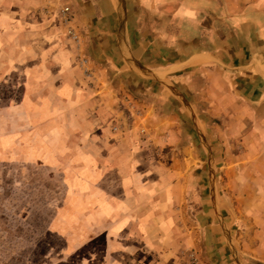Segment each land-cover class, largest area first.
Returning <instances> with one entry per match:
<instances>
[{
	"label": "crops",
	"instance_id": "1",
	"mask_svg": "<svg viewBox=\"0 0 264 264\" xmlns=\"http://www.w3.org/2000/svg\"><path fill=\"white\" fill-rule=\"evenodd\" d=\"M247 1L234 0L221 25L220 0H59L70 7L84 47L66 38L59 13L54 24L47 21L56 68L37 69L34 85H20L22 93L37 94L8 103L7 124L0 121V163L19 165L20 172L50 166L61 175L64 195L49 235L80 250L94 222L82 217L88 214L102 227H116L103 230L108 239L100 237L109 251L141 252L139 260L159 250L169 264H185L186 258L175 261L180 251L198 250L188 231L204 227L203 205L187 228V195L197 189L190 178L202 170L198 157L208 140L206 153L231 190L230 221L243 237V252L264 261V245L253 243L264 235V212L254 206L264 204V34L245 13ZM16 5L7 0V13ZM203 22L210 26L203 29ZM81 54L95 84H86L76 66ZM131 61L165 84L142 77ZM125 75L136 82L109 80ZM126 91L144 97L129 99ZM80 112L84 117L77 118ZM82 125L86 142L77 148L72 141ZM159 242L164 249L155 247ZM205 250L213 261L214 252L223 255L214 245Z\"/></svg>",
	"mask_w": 264,
	"mask_h": 264
},
{
	"label": "rangeland",
	"instance_id": "2",
	"mask_svg": "<svg viewBox=\"0 0 264 264\" xmlns=\"http://www.w3.org/2000/svg\"><path fill=\"white\" fill-rule=\"evenodd\" d=\"M233 1L234 0H220L221 25L227 23V20H225L224 17L231 12H229V7ZM11 2H14L17 5L13 7V10L10 13H7V0H0V121L6 124L8 103L19 105L24 98L34 97L37 94V92H32L31 94L22 93L20 85L25 84L27 80L30 81V84L34 85L37 79L35 76L37 69H41L40 72H42L48 70V68H56L53 66L54 62L51 53L48 52L49 47L51 46L50 42L53 40V38L50 40V37H54L55 32L50 28V25L46 26L45 23L48 21L49 23L54 24V19L57 18V14L63 7V4H61L59 0H11ZM59 4L60 7L55 6ZM244 6H246L245 13L250 15L256 28L258 27L259 33L264 34V0L247 1ZM20 9L22 10L20 11ZM208 26H210L209 23L203 22V29ZM57 30L59 31V29ZM50 31H52L53 34H51ZM57 36L59 38L58 42L64 45V48H67V44L63 43L61 40L63 34H56V37ZM74 46L76 49L84 47L81 46V42L78 47L75 44ZM78 60L79 61H76V66L82 73H84L85 83L91 85L95 84V77L93 75H87L88 73L92 74V71L84 54H81V57H78ZM25 73H32V75H28L29 79H25ZM120 79H122L121 76L120 78L119 76L109 77L111 83L133 84V82H136L132 80L129 75H125L122 80ZM140 82L147 83L146 80H140ZM126 92L129 94V99H136L137 96L140 97H138L139 99L144 97V94L142 93L141 95L138 93L132 95L128 91ZM89 93L90 92H88V95ZM79 117H84L82 112L77 116V118ZM12 118L18 121V118ZM0 128L2 129V127ZM103 128L106 129L108 127H105L104 125ZM77 129L78 133H74L75 137L72 141V146L76 143L77 148H82L84 146L83 144L86 142L85 137H87V130L83 125ZM96 133L99 134L98 131H96ZM204 143L205 151L207 152L206 147L209 142L208 140H205ZM206 152H204V156L198 157L200 160L198 165L202 167L201 171L203 173L199 170L201 174L198 172V177L195 176L194 172L192 173L193 175L191 178L189 177L190 179L198 180L197 189H190L187 195V228L193 227L191 219H193L192 217L194 215L200 213L199 207L204 205L205 215L202 232L194 234L195 230L194 232L191 230L188 231V238L197 237L198 247L196 248H198V250L196 251L195 249H192L191 251H185V248H183L179 255H177L178 257L175 258L176 263L181 262L182 258H186L185 264H264V261L258 260V258L256 259L252 252L248 250L243 252L241 247L243 237H240L239 235V228H234L233 223L230 221V217H232V215H230L231 213H229V207L232 204L231 190L229 187H225L224 182L226 177L222 175V170H219V166L215 164L214 156H209ZM148 158H152V163H155L156 159L158 162L159 157L157 156L154 158L153 156H150L146 158L143 156V159L145 160H148ZM163 160H166V157H164ZM1 167L2 163H0V193L7 192V194L19 196V192L23 191L24 194L21 201H19L16 196L17 202L13 203L12 201L8 203V200L3 203L0 202L1 219L4 217H7L8 219L12 216L17 218V220L14 219L15 228H8L7 232L15 234L23 228L24 230L29 231L30 234H37L38 239L29 246L24 244L25 241H18V243L12 245L13 247L11 246L13 250L0 249V264L170 263L169 261L171 259H168L166 255L167 253L159 250L152 253H143L145 257H139V260L137 259L141 252H138L135 255H130L125 253V250H122L124 251L122 253L116 250L109 251L110 248H106L107 241L104 243L105 246H103L100 237L108 239V235H101L104 233L103 230L112 232L116 227L109 226V223L102 227L97 223L96 218L88 214L83 215L82 217L87 221L94 222L92 223V226H90L91 233H87L88 235L86 234V237L89 236L87 242L78 246L80 250L75 251L73 250L74 246H66L65 237L63 236H60L61 241L58 238L49 237L47 229L50 226L48 225L50 224V217L54 214V210L59 206L64 195L62 187L59 186L61 175H59L58 172H54L53 168H50V166L47 169L35 172L32 177L20 173L15 164L11 165L9 169ZM193 167H195V165ZM141 170H144V168H141ZM109 178L110 180L115 179L114 174L111 175V177L109 176ZM30 179L40 180L42 186L39 188L30 186L33 182L28 183L25 181ZM97 181H99L98 177ZM21 184L22 187H20ZM257 190L260 191L261 189H256V191ZM258 201H260V199H258ZM254 206L261 210L262 213L264 212V204L258 202L257 204H254ZM74 215L75 214H72V216ZM36 216H38V222L36 227H33V219L36 218ZM86 220H83L84 223ZM81 228H83V226H81ZM82 231L83 229H78L77 232L80 233ZM7 235V240L14 241L11 235ZM73 237L75 236L73 235ZM249 237L250 236H246L244 238ZM48 239L52 241L54 240L52 247L46 246ZM238 239H240L238 244L241 247L239 251L236 246V240ZM253 243L264 245V235L263 239H253ZM209 245H214L216 246V249L222 250V257L219 256V252H214L212 254L214 261L212 259L210 260L209 256L211 254L208 255L205 250ZM161 246L162 249H164L163 244L160 242L155 245L158 249H161ZM172 246L173 244L170 243L167 245V248L169 249ZM203 246L205 251L203 250ZM15 248H18L19 250H15ZM262 252L264 255V249ZM183 263L184 261L181 262V264Z\"/></svg>",
	"mask_w": 264,
	"mask_h": 264
},
{
	"label": "trees",
	"instance_id": "3",
	"mask_svg": "<svg viewBox=\"0 0 264 264\" xmlns=\"http://www.w3.org/2000/svg\"><path fill=\"white\" fill-rule=\"evenodd\" d=\"M10 167H11V165L10 164H7L5 162V163L2 164V167L1 168H7V169H9ZM17 167L19 169V165H17ZM2 173H4V172H2ZM20 173H22L25 176L27 175V176L32 177L35 172L34 171H32V172L23 171V172H20ZM29 173H31V174H29ZM25 181L28 182V183L33 182V183L30 184V186H33V187H34V183H36V181H38V182L41 183V181L38 180V179H36V180L30 179V180H25ZM0 182H1V180H0ZM40 185L42 186V184H40ZM41 186H38L36 188H39ZM20 187H22V184H21ZM16 196L17 195L14 196V194H7V192L0 193V202L3 203L4 201H7L8 200L7 201L8 203H10L12 201L14 203V202H17V199H16L17 197H18V200L21 201L23 199V197H24L23 191L22 192H19V196H17V197ZM14 219L17 220V218H15L13 216L12 217H9L8 219H7V217H4L3 219L0 218V249L13 250V248H11V246L13 244L18 243V241H21V242L22 241H25L24 244H26V246H29V245L33 244L34 241H36L38 239V235L37 234H34V235L33 234H30L29 231H26L23 228H21L19 230V232L15 233V234L10 233V232H7V229L8 228H11V229L15 228V221H14ZM11 221L13 222V224H12ZM37 222H38V216H36V218L33 219V223H34L33 224V227H36ZM7 234L11 235V237L14 239V241L7 240V236H8ZM48 236L51 237V238H58L61 241V237L60 236H51V235H48ZM55 241H56V239H55ZM53 244H54V240L52 241V240H49L48 239L47 240V243H46V246L47 247H52ZM16 249H18V248H15V250Z\"/></svg>",
	"mask_w": 264,
	"mask_h": 264
},
{
	"label": "built area",
	"instance_id": "4",
	"mask_svg": "<svg viewBox=\"0 0 264 264\" xmlns=\"http://www.w3.org/2000/svg\"><path fill=\"white\" fill-rule=\"evenodd\" d=\"M59 17L67 37L78 47L80 44V36L77 34L73 25V15L70 7L63 6L59 11Z\"/></svg>",
	"mask_w": 264,
	"mask_h": 264
},
{
	"label": "water",
	"instance_id": "5",
	"mask_svg": "<svg viewBox=\"0 0 264 264\" xmlns=\"http://www.w3.org/2000/svg\"><path fill=\"white\" fill-rule=\"evenodd\" d=\"M130 67L135 69V71L139 72V74L144 78L156 80L163 85L165 84V82L162 79H157V78L151 76L143 67L139 66L135 61H131Z\"/></svg>",
	"mask_w": 264,
	"mask_h": 264
}]
</instances>
